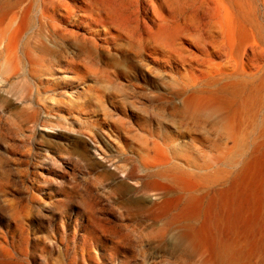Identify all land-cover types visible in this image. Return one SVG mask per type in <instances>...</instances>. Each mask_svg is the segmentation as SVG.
<instances>
[{"label":"bare ground","instance_id":"6f19581e","mask_svg":"<svg viewBox=\"0 0 264 264\" xmlns=\"http://www.w3.org/2000/svg\"><path fill=\"white\" fill-rule=\"evenodd\" d=\"M43 1L39 20H52L54 29L55 20L73 21L85 32L58 37L78 46L51 53L21 39L28 10L5 0L0 74L17 73L20 45L24 60L42 66L45 76L55 77L58 66L57 79L98 86L95 110L57 109L43 120L61 131L53 133V147L61 136L74 150L51 161L62 168L75 152L89 168L88 142L79 136L88 134L104 159L95 162L99 203L136 233L141 264H264V20H244L242 0H228L233 20L226 9L218 20L180 18L178 0H142L151 14L139 20L124 14L131 0ZM106 51L124 61H108ZM148 75L161 88H145L140 79ZM2 82L0 108L14 103ZM16 110L36 121L24 105ZM92 116L109 149L92 124L84 127ZM99 227L116 246L124 243L118 228Z\"/></svg>","mask_w":264,"mask_h":264},{"label":"rangeland","instance_id":"374dc122","mask_svg":"<svg viewBox=\"0 0 264 264\" xmlns=\"http://www.w3.org/2000/svg\"><path fill=\"white\" fill-rule=\"evenodd\" d=\"M4 2L5 0H0V5ZM43 2L20 0L17 4L16 10L27 9L29 13V20H25L26 24L20 32L21 39L29 40L34 47L46 48L51 53L76 48V43L60 40L58 36L67 33L68 29L71 30H68L67 36L74 33L82 35L85 31L70 20H55V24H58L56 29L49 26L53 24L52 20H39ZM130 2L135 3L126 5L125 15L131 20L143 19L144 16L149 18V5L142 3L141 6L142 0ZM242 3L244 20H264V0H242ZM177 5L182 8L180 18L193 13L191 20H218V15L224 14L225 9L232 20L235 18L234 9L228 0H178ZM184 11L186 14H183ZM200 11L206 13L203 15ZM90 48L97 53L93 47ZM21 51L22 47L19 45L16 50L19 60L17 73L11 75L13 77L0 74L4 94L14 102H10V105L3 104L4 108H0V264H141L133 248L136 233L132 232L129 223L119 221L108 209L104 211L99 203L95 162L104 159L88 134L82 132L79 136L88 142L89 168L82 162H76L78 154L75 152L72 161L61 165L62 168L51 161L58 158L61 150L71 149L61 136L56 138L61 142L58 147L50 144L54 139L53 133L59 129L43 125V120H49L57 109L71 113L80 111L82 114L90 109L95 110L96 100L93 94L98 86L87 79L82 85L57 79V75L63 71L58 66L55 67V77L45 76L43 67L27 63ZM3 55L5 53L1 52L0 59ZM103 58H108V61L117 59L120 63L124 61V57L107 51ZM32 69L38 71L32 73ZM140 80L147 89L161 88L159 82L149 75L147 78L141 76ZM70 92L74 94L71 97ZM22 105L28 110L29 118L32 113L35 114V122H27L29 119L19 117L16 107ZM10 115L11 119L8 117ZM13 119L18 127L11 124ZM69 119L72 120L73 117ZM83 121L86 123L84 127L89 128L92 124L91 131L109 149L111 143L109 144L108 136L103 135L95 125V117L85 118ZM137 123L141 130H145L143 125ZM74 125L79 126L77 121ZM101 223L107 228H118V236L124 239V243L116 246L108 231L99 227L102 226Z\"/></svg>","mask_w":264,"mask_h":264}]
</instances>
